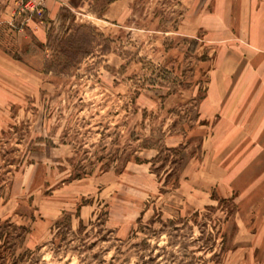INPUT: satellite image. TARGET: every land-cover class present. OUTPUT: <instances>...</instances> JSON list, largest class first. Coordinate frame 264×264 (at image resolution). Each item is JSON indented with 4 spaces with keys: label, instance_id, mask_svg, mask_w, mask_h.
<instances>
[{
    "label": "rangeland",
    "instance_id": "rangeland-1",
    "mask_svg": "<svg viewBox=\"0 0 264 264\" xmlns=\"http://www.w3.org/2000/svg\"><path fill=\"white\" fill-rule=\"evenodd\" d=\"M71 2L0 25V264H264L257 184L208 154L216 1Z\"/></svg>",
    "mask_w": 264,
    "mask_h": 264
},
{
    "label": "crops",
    "instance_id": "crops-1",
    "mask_svg": "<svg viewBox=\"0 0 264 264\" xmlns=\"http://www.w3.org/2000/svg\"><path fill=\"white\" fill-rule=\"evenodd\" d=\"M215 1L218 15L213 19H218V30L222 24L227 32L233 28L235 42L218 64V95L210 103L218 105L219 123L214 139H209L214 141L208 154L212 152L211 163L225 170L219 182L233 183L235 192L257 184L247 208L253 200L264 199V0ZM16 4L17 0H0V25L12 22ZM62 5L72 2L47 0L45 12L51 16ZM228 34L221 40H229ZM40 36L43 40L46 30Z\"/></svg>",
    "mask_w": 264,
    "mask_h": 264
},
{
    "label": "trees",
    "instance_id": "trees-1",
    "mask_svg": "<svg viewBox=\"0 0 264 264\" xmlns=\"http://www.w3.org/2000/svg\"><path fill=\"white\" fill-rule=\"evenodd\" d=\"M49 39H51V36L49 35ZM71 221V220H70ZM140 222H142V221H140ZM157 222H163V220H162V215L161 214H156V217H152L151 219H150V221L148 222V225L152 228V226L154 225V224H156ZM60 223V222H59ZM11 223H7V225H10ZM67 226V228L69 229H71L72 227H71V223L69 222V224H66ZM11 226H13V228L15 229V230H18V233H17V237L19 238V237H21V238H24V236H25V234L27 233V231H29V228L28 227H26V226H24V225H16V224H11ZM85 225H84V223L82 222V221H80V225H79V228H78V231H76V232H73V234L76 236L77 235V233H79V232H81L82 231V228L84 227ZM58 228H59V230H60V224H59V226H58ZM11 234V232H8L6 229H4L3 228V225H0V242H4V243H6L7 242V238H9V236H14V235H10ZM2 242V243H3ZM95 242H97V241H95ZM2 246L1 247H3V245L4 244H1ZM2 254V253H1ZM0 257H2V255L0 256Z\"/></svg>",
    "mask_w": 264,
    "mask_h": 264
},
{
    "label": "built area",
    "instance_id": "built-area-1",
    "mask_svg": "<svg viewBox=\"0 0 264 264\" xmlns=\"http://www.w3.org/2000/svg\"><path fill=\"white\" fill-rule=\"evenodd\" d=\"M21 4L31 15L43 16L45 13V0H21Z\"/></svg>",
    "mask_w": 264,
    "mask_h": 264
}]
</instances>
